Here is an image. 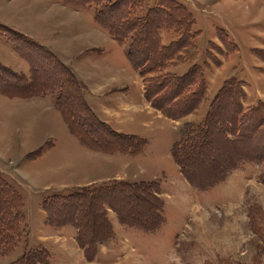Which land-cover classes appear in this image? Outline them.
I'll return each instance as SVG.
<instances>
[{
    "label": "rangeland",
    "instance_id": "374dc122",
    "mask_svg": "<svg viewBox=\"0 0 264 264\" xmlns=\"http://www.w3.org/2000/svg\"><path fill=\"white\" fill-rule=\"evenodd\" d=\"M158 1L144 0L136 13L144 14L148 7L156 5ZM177 1L183 3L193 18L195 17L196 26L193 29L196 27L200 29L199 34L191 38L197 47V56L194 60H178L174 56L167 62L164 70L183 74L193 62L198 63L204 72L210 73L209 83L207 82L209 95L223 80L233 76L242 78L240 80L244 89L241 96L243 108L248 109L256 105L262 100H257V96L264 98V77L260 79L258 73L264 71V61H259L260 57L264 59L262 48L259 49L264 47V0ZM75 4L83 5L80 7L82 10L78 11L82 19L93 17L92 13L94 14L97 7L95 4H85L86 6ZM14 19L18 20L16 16ZM222 27L227 28L231 34H227L228 40L225 43L218 33L220 29L225 30ZM103 31L105 37L111 34L105 26ZM159 33L162 43L168 44L179 37L181 30L162 27ZM117 44L119 57L114 54V61L119 69L112 73V76L126 79V83L129 84V96H119L114 104L120 118L122 117V128L129 127L132 123L129 118L134 115L142 114L140 115L142 120H146L139 122L136 118L135 125L132 124L147 138V143L145 142L141 151L136 153L138 155L134 162L136 166L147 167L150 173L161 177L164 183V221L154 231L129 226L118 229V239L110 240L103 245H99L100 242L92 259L86 258L83 248L77 243L71 231L65 230L57 233L59 235L44 231L43 199L53 194H67L75 188L61 185L53 178L52 173L64 164L66 159L63 156L64 151L73 149L77 144H83L70 134L60 112L48 100L33 104L34 117L31 115L20 118L19 115L16 116V111L22 109V112H25L21 98L7 97L2 93L0 162L8 164V160L12 159L15 164L13 168L9 167L11 170L1 172V175L8 182L20 185L30 226L24 218L21 224V237L6 254L0 251V264L15 260L28 249L35 250L42 246L46 247L50 254L46 264H205L215 262L219 257L231 258L239 264H264V245L255 230L257 222L264 224V159L238 161L224 182L210 188L200 189L191 185L172 157L171 145L173 140L180 138L186 123H198L202 120L208 110V108L206 110L208 101L203 102L202 106L189 116V120L188 118L180 120L179 127L182 129L180 133L173 120L140 112V103L143 99L141 75L124 54L123 43ZM233 45H238V49L234 50ZM254 46L259 47L253 48ZM102 51L98 62L101 64L112 62L114 50L110 42L103 41ZM250 71L257 72L253 74ZM156 73L158 72L151 71L147 75ZM243 79L249 81L248 95ZM46 93L56 100L57 90H48ZM124 101L127 102L126 105ZM69 135L77 144L71 141ZM52 141L55 145L35 162L20 155L21 152L32 151L40 146L44 149ZM74 160L71 159L73 163ZM52 167L54 170L51 173ZM108 209L111 207H107ZM39 240H45L49 245H43Z\"/></svg>",
    "mask_w": 264,
    "mask_h": 264
},
{
    "label": "trees",
    "instance_id": "16d2710c",
    "mask_svg": "<svg viewBox=\"0 0 264 264\" xmlns=\"http://www.w3.org/2000/svg\"><path fill=\"white\" fill-rule=\"evenodd\" d=\"M68 1L97 6L96 20L115 40L126 44V55L142 76L143 94L153 107L176 119L198 106L206 90L201 65L193 62L183 74L164 70L174 56L178 60H194L197 56V47L191 38L198 30L193 29L194 18L183 3L159 0L139 15L136 11L144 0ZM162 27L176 28L181 33L177 39L163 44L159 33ZM218 33L223 43L227 42V32L220 29ZM0 34L14 42L32 69L27 76L0 62L1 93L29 97L57 90L56 106L69 130L82 143L106 152L136 154L141 151L146 139L119 132L101 120L84 98V84L49 48L1 22ZM151 71L158 73L148 76ZM243 92L240 79L234 76L225 79L210 100L202 120L186 123L182 135L172 144L171 154L193 186L207 189L217 184L242 159H264V101L259 100L256 105L244 109ZM41 149L42 146L27 156L33 158ZM163 206L158 180L113 179L76 186L67 194H53L42 201L48 223L76 227L75 238L87 259L93 258L100 242L113 235L107 207L116 212L123 224L154 231L164 221ZM24 218L21 194L0 172L2 254L10 251L21 237ZM255 230L264 245V224L257 222ZM49 256L48 249L42 246L28 249L15 260L3 264H46ZM205 264L239 263L219 257L215 262Z\"/></svg>",
    "mask_w": 264,
    "mask_h": 264
},
{
    "label": "crops",
    "instance_id": "0c3cea01",
    "mask_svg": "<svg viewBox=\"0 0 264 264\" xmlns=\"http://www.w3.org/2000/svg\"><path fill=\"white\" fill-rule=\"evenodd\" d=\"M81 6L83 5L75 4L74 2L68 0H0V22L30 37L39 44L45 45L62 62L70 66L76 77L84 84L83 95L85 100L101 120L107 122L113 129L119 132L132 133L141 136L146 139L147 143V138L141 135V132L136 127L132 126V124L135 125L134 122L136 118L139 119V122L146 121L145 119L142 120V116H140L142 114H137L138 116L134 115L133 117L129 118L132 123L129 124L128 128H122V117L120 118V114H118V110L114 104L115 100L119 96H129V84L126 83V79L124 77L121 78L118 76H112V73H116V70L119 69L116 62L114 61V54L119 57V47L117 44L118 41L115 40L111 34L108 35V37H105L103 26L97 22L94 10V14L92 13V18L87 17V19H82L78 15V11L82 10L80 9ZM15 16L18 18V20L14 19ZM194 26H196L195 17L193 27ZM222 28L225 29L227 34H230L227 28ZM194 29L198 30V35L200 29L198 27ZM103 41H106L108 43L110 42L111 47L114 51H112V62L108 63L106 61L107 63L101 64L98 61L99 59H101L100 56L103 53ZM212 41L217 42L216 40ZM122 46L124 54L126 55V46L125 44H123ZM236 46L238 49V45ZM258 47L254 46L253 48ZM260 48H262L261 50L264 53V47H259V49ZM259 61L263 62L264 59L260 57ZM0 62L17 73H22L29 76L28 74L31 70L30 62L17 51L14 42L4 34H0ZM250 72L253 73L257 71ZM203 73L206 81V91L204 97L194 111L176 119L162 114L159 109L153 107L149 103V101L143 94V80L140 76L141 93L143 97L142 102L140 103V112L143 111L155 116L167 117L173 120L174 124L177 125L178 133L182 132L181 127H179V122H181L180 120H184V118H188L187 120H189V116L192 115L193 112H195L197 109H199L205 101H208L206 105L207 110L208 104L212 99L214 93L224 81L223 80L220 86H217L216 90L211 95H209L207 82L209 83L210 73H206L204 71ZM258 73L260 75L259 78L262 79V77H264V71H258ZM239 79L242 80V78ZM243 80L245 81V88L248 92V95L250 94L248 91V89L250 88L249 84L247 85L249 81L247 79ZM2 95L7 96L5 94ZM14 97L21 98V103H23L22 106L25 108L24 113L22 112V109L19 112L18 110L16 111V116L18 117L19 115L20 118H23L24 116L31 117V115L32 117H34V103L40 104L48 100L54 107L57 108L55 98L47 93L29 97ZM256 99L263 100L264 98L262 96H257ZM126 104L127 102L124 101V105ZM128 106H130V104H128ZM69 132L70 134L75 136L70 130ZM69 136L71 138V141L74 144H77L76 140L71 137V135ZM75 137L78 138L77 136ZM178 139L173 140L172 144ZM82 144L83 145L77 144L73 149H68L63 152V156L66 157V159L64 160V164L61 166V168L55 169L54 173H52V171L54 170V167H52L51 173L53 175V178H56L61 185L76 187L91 183L108 182L113 179H124L130 181L158 180L160 184V196L163 199L164 183L162 182L161 177H159L158 174L150 173L147 167L136 166L134 159L138 154L133 155L120 151L106 152L93 149L85 145L84 143ZM53 145H55V143L52 141L49 146L41 149V152L33 158L27 156V154L31 152L30 150L21 152L20 155L22 158L28 157L27 160L35 162L38 159H41L44 156L45 152ZM72 158L75 159L74 163L71 161ZM10 162L11 164H9ZM13 164L15 163L14 161L12 162V159L8 160V164L7 162H0V172L11 170V168L9 167L13 168ZM226 178L218 183L224 182ZM9 183L11 182L9 181ZM11 184L20 192L21 196L23 197V213L28 226H30V218L28 217L26 212V202L24 200L23 194L19 189L20 185L18 186L16 184H13V182ZM107 216L112 224L113 235L109 239L101 242L99 245H103L104 243H107L113 239H118L117 230L126 228V226H128L120 222L116 212L111 209L107 210ZM42 226L44 231L52 232L53 234L62 233L63 231L67 230L71 231L74 236L76 235V227L74 225L63 224L58 226L50 224L47 222L46 213L45 217L42 218ZM29 231L31 232L30 228ZM60 236H62V234H60ZM39 242H41L43 245H49L45 240H39Z\"/></svg>",
    "mask_w": 264,
    "mask_h": 264
}]
</instances>
